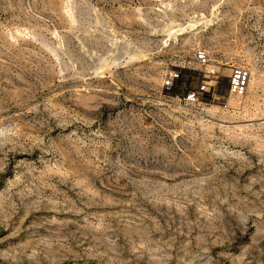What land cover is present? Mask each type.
Instances as JSON below:
<instances>
[{
	"label": "rangeland",
	"instance_id": "obj_1",
	"mask_svg": "<svg viewBox=\"0 0 264 264\" xmlns=\"http://www.w3.org/2000/svg\"><path fill=\"white\" fill-rule=\"evenodd\" d=\"M0 264H264V0H0Z\"/></svg>",
	"mask_w": 264,
	"mask_h": 264
},
{
	"label": "built area",
	"instance_id": "obj_2",
	"mask_svg": "<svg viewBox=\"0 0 264 264\" xmlns=\"http://www.w3.org/2000/svg\"><path fill=\"white\" fill-rule=\"evenodd\" d=\"M194 58L196 64L200 68H204V71H208L205 67L208 66L210 62V58L207 52L203 49H199L194 54ZM208 73V72H207ZM214 74L215 71L212 70ZM180 77V73L177 71H172L165 77L163 80V88L169 90L173 87L174 82ZM251 77L250 69L246 66L237 65L231 67L228 79H227V91L229 96L231 97H240L242 96L246 90ZM210 90V86L207 84L206 80H202L200 84L194 88L189 89L184 92L182 96V103L185 107L194 106L200 103L201 94L208 92ZM223 109H229V105L224 103L222 105Z\"/></svg>",
	"mask_w": 264,
	"mask_h": 264
},
{
	"label": "bare ground",
	"instance_id": "obj_3",
	"mask_svg": "<svg viewBox=\"0 0 264 264\" xmlns=\"http://www.w3.org/2000/svg\"><path fill=\"white\" fill-rule=\"evenodd\" d=\"M191 26V25H190ZM189 27V26H188ZM181 31L185 30V28L180 29Z\"/></svg>",
	"mask_w": 264,
	"mask_h": 264
}]
</instances>
